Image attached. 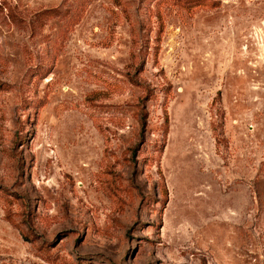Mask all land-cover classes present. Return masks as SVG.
I'll return each instance as SVG.
<instances>
[{"label": "rangeland", "instance_id": "374dc122", "mask_svg": "<svg viewBox=\"0 0 264 264\" xmlns=\"http://www.w3.org/2000/svg\"><path fill=\"white\" fill-rule=\"evenodd\" d=\"M0 264H264V0H0Z\"/></svg>", "mask_w": 264, "mask_h": 264}]
</instances>
